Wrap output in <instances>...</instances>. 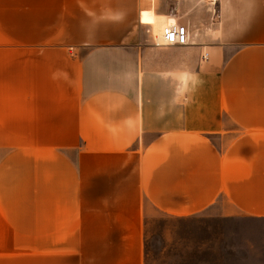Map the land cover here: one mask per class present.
Instances as JSON below:
<instances>
[{"label": "crops", "instance_id": "1", "mask_svg": "<svg viewBox=\"0 0 264 264\" xmlns=\"http://www.w3.org/2000/svg\"><path fill=\"white\" fill-rule=\"evenodd\" d=\"M163 217L264 264V0H0V264H146Z\"/></svg>", "mask_w": 264, "mask_h": 264}, {"label": "rangeland", "instance_id": "2", "mask_svg": "<svg viewBox=\"0 0 264 264\" xmlns=\"http://www.w3.org/2000/svg\"><path fill=\"white\" fill-rule=\"evenodd\" d=\"M162 25L163 21L158 23L159 30ZM159 30L156 28L155 34H160L162 30ZM219 230L217 225L195 219L163 217L151 220L146 226V264H180V252L185 244L196 235Z\"/></svg>", "mask_w": 264, "mask_h": 264}, {"label": "built area", "instance_id": "3", "mask_svg": "<svg viewBox=\"0 0 264 264\" xmlns=\"http://www.w3.org/2000/svg\"><path fill=\"white\" fill-rule=\"evenodd\" d=\"M156 46L186 45L189 42V32L185 25L168 21L160 34H155Z\"/></svg>", "mask_w": 264, "mask_h": 264}, {"label": "bare ground", "instance_id": "4", "mask_svg": "<svg viewBox=\"0 0 264 264\" xmlns=\"http://www.w3.org/2000/svg\"><path fill=\"white\" fill-rule=\"evenodd\" d=\"M171 22H174V21H173V20H171ZM159 23H160V22H159ZM165 23H166V21H164V22H163V25H162V27H161L160 31L163 29V27H164ZM157 28H159V27H157ZM158 30H159V29H158Z\"/></svg>", "mask_w": 264, "mask_h": 264}]
</instances>
